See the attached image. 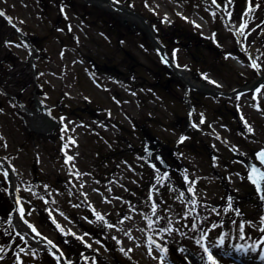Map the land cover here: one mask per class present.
I'll return each instance as SVG.
<instances>
[{
	"label": "rangeland",
	"instance_id": "obj_1",
	"mask_svg": "<svg viewBox=\"0 0 264 264\" xmlns=\"http://www.w3.org/2000/svg\"><path fill=\"white\" fill-rule=\"evenodd\" d=\"M208 1L119 3L197 81L233 92L264 72V0L249 15L248 0ZM0 11V155L26 219L70 264H206L201 243L217 264H236L214 247L221 237L227 253L264 257V201L248 179L264 149V82L228 97L187 93L141 21L84 0H0ZM36 94L59 121L46 133L21 110L36 111ZM8 187L0 171V264H57L15 235Z\"/></svg>",
	"mask_w": 264,
	"mask_h": 264
},
{
	"label": "water",
	"instance_id": "obj_2",
	"mask_svg": "<svg viewBox=\"0 0 264 264\" xmlns=\"http://www.w3.org/2000/svg\"><path fill=\"white\" fill-rule=\"evenodd\" d=\"M84 1H86L88 4H95L101 7H105L109 10H113V11L120 12V13L121 12L126 13L127 15H132L137 20L141 21V24L146 28L145 30L148 33L158 55L160 56L162 61L174 72V74L186 85L187 91L197 90L200 92H205V93H210V94H215V95H233L236 92H242V91L252 89L257 84H259L261 81L264 80V72H263V73H260L259 76L255 78L249 85L237 88L233 90V92H223V91L217 90L214 87L205 85L193 79L190 76L187 69L178 66L167 55L166 46L162 43L161 39L156 35L155 31L151 28V26L148 24L147 20L143 16L137 14L136 12H133L130 8L125 7L123 4L119 2L114 4V3H111L110 0H84ZM34 100H35V109H36L35 112L31 110H27L24 105H22L23 109L26 110L31 116L32 123H31L30 128L35 130L38 133H41V132L46 133L44 129L49 128V130H52L57 125V120L52 116L50 107L46 104V102L39 95L36 94L34 96ZM35 121L37 122L35 123ZM261 152H264V150L259 151L257 153V159L259 160V162H260L259 153ZM158 157L161 159L160 155ZM252 165H256L258 169L256 173L251 172ZM248 167H249V179L252 182H253V179H255L258 183L264 186V175H262L264 174V164H261V163L257 164L253 161H248ZM0 171L3 174L5 171L8 173L7 177L5 178L9 185L8 191H9L10 197L13 200L14 205H15V209L10 219V223L12 222L11 224L14 227L15 234L17 235V233H19V235L22 237L26 235L27 237L32 239L37 244L45 247L49 252L52 253V255H54V257L57 259L58 264H69L62 249L57 244H55L51 239L45 237L41 233L39 236H37L36 233L33 232L31 228L28 227V225H31V224L25 219L24 215L23 217H21L19 209L23 208V206L20 202L19 194H18V175L15 172V169L13 165L10 163V161L2 155H0ZM258 194L262 198L261 192L258 191ZM262 199L264 200V198ZM16 221H18L22 225L23 227L22 229H19L15 225ZM48 241H51L52 243L48 244ZM53 245L55 247H53ZM236 260L239 261L240 259L237 258Z\"/></svg>",
	"mask_w": 264,
	"mask_h": 264
},
{
	"label": "snow or ice",
	"instance_id": "obj_3",
	"mask_svg": "<svg viewBox=\"0 0 264 264\" xmlns=\"http://www.w3.org/2000/svg\"><path fill=\"white\" fill-rule=\"evenodd\" d=\"M110 2L115 4V3H118L119 0H110ZM215 3H216V0H212V4H215ZM248 3H249V10H251V6H252V3H253V0H248ZM3 15H4V13L3 12H0V16H3ZM213 15H215V13H213ZM241 33H243V28L241 29ZM251 66L253 68H259L260 67V65H258L254 60H253ZM202 122L203 121H201V123ZM249 131H251L250 128H249ZM259 158H260V163L261 164H264V152L259 153ZM72 159L73 158L71 156H68L67 157V160H66V163L68 161H71ZM257 171H258V169H257L256 165H252L251 166V172L252 173H256ZM7 175H8V173L5 171L4 172V176L7 177ZM262 175H264V174H262ZM189 183H191V181H189ZM253 183H254V185H256L258 191L261 192L262 198H264V186H262L260 183H258L255 179H253ZM19 212H20L21 217H23V215H24V209L23 208H20L19 209ZM153 212H155V205H153ZM237 214H239V213H237ZM97 219L103 220V217L102 216H97ZM149 226H151V222H150ZM28 227L31 228V230L33 232H35L37 236L40 235V233H38L36 231L35 227H33L32 225H28ZM57 227H59V225H57ZM109 227H112V225H109ZM168 231L170 232L171 229L169 228ZM241 231H243V228H241ZM260 231L264 232V228H261ZM17 235H19V233H17ZM197 242L200 243V241H197ZM51 243H52L51 241H48V244H51ZM260 243L261 244H264V240H262ZM224 244H225L224 238L221 237L220 238V243L218 245H214V247L220 248L221 249V252L223 253V255H227L228 253L224 249ZM53 247H55V246L53 245ZM157 247H159V245H157ZM201 247L203 248L204 253L207 254V256H206V264H217V260L214 258L213 252L209 249V247L203 245L202 243H201ZM162 251H165L166 252L167 249L164 248V249H162ZM180 251H183V249H180ZM237 251H240V250H237ZM58 259H59V257H58ZM261 259H264V257H261Z\"/></svg>",
	"mask_w": 264,
	"mask_h": 264
},
{
	"label": "flooded vegetation",
	"instance_id": "obj_4",
	"mask_svg": "<svg viewBox=\"0 0 264 264\" xmlns=\"http://www.w3.org/2000/svg\"><path fill=\"white\" fill-rule=\"evenodd\" d=\"M228 7L226 6L225 7V9H223V15H225V14H227L228 16H230L231 18L233 17V16H236L235 15V13L233 12V10H232V8H231V11H229L228 9H227ZM235 11H236V9H235ZM219 13H220V11H219ZM236 13H237V11H236ZM238 14V13H237ZM246 22V21H245ZM247 25V24H246ZM248 26V25H247ZM22 35H23V38H24V40L25 41H27V42H29L30 44H31V40L29 39V38H26V37H24V34L22 33ZM33 45V44H32ZM21 110H24V109H22L21 108ZM26 111V110H25ZM26 114H27V116H29V118H30V121L32 122V120H31V116H30V114L26 111ZM31 124V123H30ZM156 146H157V144H155Z\"/></svg>",
	"mask_w": 264,
	"mask_h": 264
},
{
	"label": "bare ground",
	"instance_id": "obj_5",
	"mask_svg": "<svg viewBox=\"0 0 264 264\" xmlns=\"http://www.w3.org/2000/svg\"><path fill=\"white\" fill-rule=\"evenodd\" d=\"M14 220V219H13ZM15 225L19 228L22 229V225L16 221ZM240 260L237 261L239 264H256V261L252 258H248V257H244V258H239ZM194 262L196 263L197 261L194 260ZM237 262H235L236 264H238Z\"/></svg>",
	"mask_w": 264,
	"mask_h": 264
},
{
	"label": "trees",
	"instance_id": "obj_6",
	"mask_svg": "<svg viewBox=\"0 0 264 264\" xmlns=\"http://www.w3.org/2000/svg\"><path fill=\"white\" fill-rule=\"evenodd\" d=\"M251 195L247 197L248 200L252 201V200H257L256 195H252V193H250ZM250 197V198H249Z\"/></svg>",
	"mask_w": 264,
	"mask_h": 264
}]
</instances>
